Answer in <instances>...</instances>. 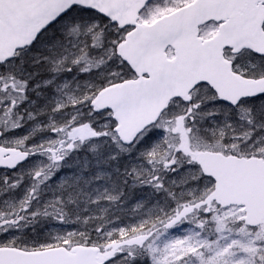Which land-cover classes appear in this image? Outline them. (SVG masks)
Here are the masks:
<instances>
[{"label": "snow or ice", "instance_id": "6c2138e0", "mask_svg": "<svg viewBox=\"0 0 264 264\" xmlns=\"http://www.w3.org/2000/svg\"><path fill=\"white\" fill-rule=\"evenodd\" d=\"M0 264H264V0H0Z\"/></svg>", "mask_w": 264, "mask_h": 264}]
</instances>
